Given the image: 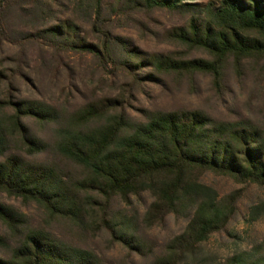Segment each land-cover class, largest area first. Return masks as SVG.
Listing matches in <instances>:
<instances>
[{
	"label": "trees",
	"instance_id": "trees-1",
	"mask_svg": "<svg viewBox=\"0 0 264 264\" xmlns=\"http://www.w3.org/2000/svg\"><path fill=\"white\" fill-rule=\"evenodd\" d=\"M20 1L39 16H49L55 0ZM11 6L0 5V23ZM155 11L180 16L165 30L166 37L205 57L143 53L114 33L120 16L135 20L134 14ZM82 14L95 42L83 36L74 21L60 18L27 34L26 42L90 54L107 71L125 72L131 87L158 83L159 75L173 73H207L218 84L228 62L236 68L247 59L264 62V0H115L110 8L104 0H89ZM0 32L4 34L1 26ZM13 76L0 70V83L12 86ZM126 103L125 98L106 96L66 115L38 102L0 101V111L11 110L0 116V194L35 205L44 221L31 225L25 214L0 203L5 227L0 264H102L93 251L55 235L49 228L52 221L80 232L101 224L112 238L138 249L134 236L110 226L108 210L115 197L127 200L143 192L153 198L144 215L147 225L171 213L191 212L183 232L168 241L164 254L153 262L180 264L222 231L235 212L236 197L218 199L199 182V175L264 186V128L247 120L214 119L197 109L143 110L141 118L131 120ZM25 118L56 124L51 142L30 136ZM12 141L28 155H46L34 160L17 152L6 154ZM224 264H264V240Z\"/></svg>",
	"mask_w": 264,
	"mask_h": 264
},
{
	"label": "rangeland",
	"instance_id": "rangeland-1",
	"mask_svg": "<svg viewBox=\"0 0 264 264\" xmlns=\"http://www.w3.org/2000/svg\"><path fill=\"white\" fill-rule=\"evenodd\" d=\"M88 1L55 0L50 15L39 16L23 1L0 0L2 6L6 2L12 5L0 23L4 33L0 32V70L14 75L12 86L6 81L0 83V101L38 102L58 114L68 115L84 103L108 96L127 100L126 113L131 120L141 118L143 110L197 109L214 119L247 120L264 128L262 60H243L239 68L228 62L218 84L207 73H173L159 75L158 83L133 88L125 72L107 71L90 54L56 51L42 41L26 42L27 34L54 24L58 18L74 21L81 34L95 42L97 39L82 14ZM208 1L220 0H187L189 3ZM104 4L110 8L115 0H104ZM133 18L135 20L120 16L114 21L113 31L143 53H175L176 57L187 59L205 57L202 52L188 50L166 37L165 30L178 23L180 16L155 11L149 16L137 13ZM130 87L133 89L129 94ZM10 112V108H5L0 116ZM23 123L30 136L45 144L51 142L56 124L38 123L28 118L23 119ZM16 144L12 141L6 154L17 152L34 160H42L46 155H28ZM198 180L213 190L218 199L228 195L236 197L235 212L222 231L212 234L180 264H224L229 258L257 247L264 240V186L238 183L212 173L201 174ZM152 200L148 192H143L127 200L115 197L109 206L110 226L118 233L134 236L139 242L138 249L112 238L101 224H94L85 232L62 221H52L49 228L66 241L93 251L102 264H153L155 258L164 254L168 241L183 232L191 212L171 213L162 222L147 225L144 215ZM0 203L25 214L31 225L44 222L33 204L25 205L5 194H0ZM4 232L5 227L0 223V234Z\"/></svg>",
	"mask_w": 264,
	"mask_h": 264
}]
</instances>
